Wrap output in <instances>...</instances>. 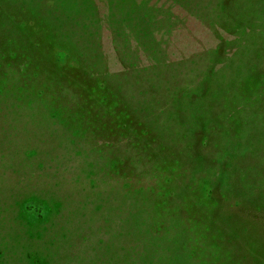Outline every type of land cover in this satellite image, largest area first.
Here are the masks:
<instances>
[{
	"label": "rangeland",
	"instance_id": "obj_1",
	"mask_svg": "<svg viewBox=\"0 0 264 264\" xmlns=\"http://www.w3.org/2000/svg\"><path fill=\"white\" fill-rule=\"evenodd\" d=\"M0 252L264 264V0H0Z\"/></svg>",
	"mask_w": 264,
	"mask_h": 264
},
{
	"label": "trees",
	"instance_id": "obj_2",
	"mask_svg": "<svg viewBox=\"0 0 264 264\" xmlns=\"http://www.w3.org/2000/svg\"><path fill=\"white\" fill-rule=\"evenodd\" d=\"M136 4L135 5H128L127 9L131 12L133 19L135 20H140L142 22L148 23V19L145 18V16L143 14L141 15H137L135 16L136 12L134 10H136ZM157 7V6H156ZM113 11V6L111 8V10L109 11L110 13H112ZM142 12V10H141ZM169 12H172V8L169 9ZM94 20H97V25L99 26L100 23V14L98 12V10H96V13L94 11ZM124 20V19H123ZM172 21V20H171ZM220 21V20H219ZM120 22H117V25L119 26ZM115 33H116V25L113 22L112 25ZM133 27V28H132ZM120 31H122L124 34H127L129 36V38H131V40L135 41L136 43H138V39H137V34L134 30V26H131L127 24L126 20L124 21V23L120 24ZM137 30V28H136ZM150 30V31H149ZM138 31V30H137ZM146 31L147 33H151V35L153 36V34H155L156 32H154L152 29H150V26L146 24ZM114 33V32H113ZM121 33V32H119ZM113 35V34H112ZM113 44H114V49L116 51V53L119 55L120 49L117 45L116 42V37L115 34L113 36ZM92 47L95 48V43L92 44ZM141 53L143 55H146L148 57V54L146 52V48L142 49L141 48ZM101 55V53H93L92 58L95 61V65H98V58ZM102 56V55H101ZM175 65H173L171 68L168 67H150V69H141V70H135L138 73L137 74H128L125 75V79H134L133 81V85H132V93H139V94H151L154 93L156 91H165L167 89H170V85H172V78H170L173 74L172 71L175 69ZM166 72H168V74H166ZM57 76H62L63 73L59 72L58 74H56ZM169 76V77H168ZM136 78V79H135ZM127 80V79H126ZM120 92H124V90H120ZM91 96H93L94 94H96L95 92H90ZM128 107L132 110H136V107L134 105H128ZM156 131L158 132V128H156ZM59 155H54V156H50L53 159H57ZM49 157V156H48ZM62 208V207H61ZM3 258V254L2 252H0V260H2Z\"/></svg>",
	"mask_w": 264,
	"mask_h": 264
}]
</instances>
